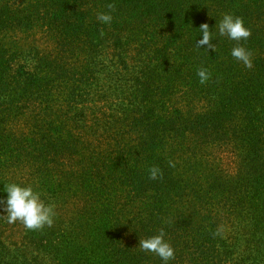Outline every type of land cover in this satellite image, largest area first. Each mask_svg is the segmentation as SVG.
Instances as JSON below:
<instances>
[{
    "label": "trees",
    "instance_id": "trees-1",
    "mask_svg": "<svg viewBox=\"0 0 264 264\" xmlns=\"http://www.w3.org/2000/svg\"><path fill=\"white\" fill-rule=\"evenodd\" d=\"M231 2L204 23L251 35L208 52L201 24H119L111 0H0V191L32 185L55 212L39 230L0 214V264H163L139 247L161 229L170 264H264V0Z\"/></svg>",
    "mask_w": 264,
    "mask_h": 264
},
{
    "label": "clouds",
    "instance_id": "clouds-1",
    "mask_svg": "<svg viewBox=\"0 0 264 264\" xmlns=\"http://www.w3.org/2000/svg\"><path fill=\"white\" fill-rule=\"evenodd\" d=\"M111 8L112 6L109 5ZM97 19L102 23H111L113 17L111 13H99ZM217 30L213 33L207 23L199 26L200 38L196 40V47L203 48L209 52L216 51V46L212 43L214 36H227L233 41L246 40L251 32L244 26L243 20L230 13H225L214 26ZM212 27V28H213ZM231 56L242 62L246 67H252L250 53L242 46L232 48ZM200 83L204 84L210 77L206 69H201L197 73ZM149 178L157 179L161 175L158 167L149 170ZM42 193L34 189L32 185L21 186L16 183H9L0 191V214L6 215L8 223L19 221L27 230H39L45 226L51 227L54 222V205L46 204L41 199ZM165 232L160 230L158 235L147 239L139 240V247L142 251L154 252L163 264H170L175 259V251L164 239Z\"/></svg>",
    "mask_w": 264,
    "mask_h": 264
},
{
    "label": "rangeland",
    "instance_id": "rangeland-1",
    "mask_svg": "<svg viewBox=\"0 0 264 264\" xmlns=\"http://www.w3.org/2000/svg\"><path fill=\"white\" fill-rule=\"evenodd\" d=\"M169 2L170 7H164V3ZM180 3L179 6H173V3ZM115 4L119 10L114 7ZM112 7L108 10L117 13L119 24H203L206 14H216L218 10H233L235 5L231 0H111ZM105 8V5H103ZM171 8L176 11L173 16L159 19L155 11L157 9ZM168 13V11H167ZM179 13V17L177 14ZM92 14L84 13L85 24L90 23ZM215 156H218L222 168L229 173L235 169V157L230 153H221L217 151ZM234 159H233V158ZM2 240L5 244L12 242L14 238H18L19 234H11L6 232L2 235ZM10 239V240H9ZM2 253L0 252V257ZM33 264V263H31ZM38 264H57L52 260H45Z\"/></svg>",
    "mask_w": 264,
    "mask_h": 264
}]
</instances>
